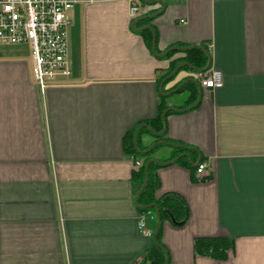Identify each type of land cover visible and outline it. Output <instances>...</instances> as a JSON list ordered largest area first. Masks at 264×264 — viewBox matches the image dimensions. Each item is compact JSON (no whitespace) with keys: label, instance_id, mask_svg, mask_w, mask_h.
<instances>
[{"label":"crops","instance_id":"obj_1","mask_svg":"<svg viewBox=\"0 0 264 264\" xmlns=\"http://www.w3.org/2000/svg\"><path fill=\"white\" fill-rule=\"evenodd\" d=\"M76 1L63 84L41 92L30 46L0 44V264L140 261L153 241L138 228L142 184L132 178L143 157L128 155L123 137L156 117L161 96L160 141L206 165L157 168L156 197L175 195L187 211L183 224L159 225L154 211L146 221L152 233L160 226L169 264H215L195 252L201 236L233 239L226 264H264V0H141L136 19L151 17L153 50L128 0ZM200 44L223 84L193 100L179 87L196 70L179 63L168 74L183 52L165 53ZM156 138L143 131L140 149ZM170 150L157 146L151 159Z\"/></svg>","mask_w":264,"mask_h":264},{"label":"trees","instance_id":"obj_2","mask_svg":"<svg viewBox=\"0 0 264 264\" xmlns=\"http://www.w3.org/2000/svg\"><path fill=\"white\" fill-rule=\"evenodd\" d=\"M151 17H141L135 20L133 27L143 35L146 44L153 50V40L155 39L154 48L156 44L155 31L150 23ZM182 51L183 55L179 61H171L167 70L170 74L177 68L180 63L182 67L190 70L202 69L207 65L209 54L204 44L192 45L190 47H182L176 45L170 47L165 53L166 57L172 56L175 52ZM179 90H185L189 94L190 99H197L200 86L197 81L186 80ZM164 97H160L158 105V113L156 117L142 121L133 131L126 133L123 137V144L126 153L134 159L143 157V161L136 171H133L132 178L140 181L142 184L138 193L136 194V205L140 213L145 211H154L158 218L159 225L165 219H171L176 224H183L187 218V211L184 202L175 195L164 194L156 197V190L159 187V180L157 176V168L172 160L180 162L190 167L191 170L196 171L198 165V153L194 149L182 144L174 142H161L164 137V117L163 113L167 109L164 102ZM143 131H149L157 138L150 143L146 148L154 146L148 151H142L139 147V137ZM169 144L171 147L170 153L165 158L158 161L151 159V155L157 146ZM141 150V151H140ZM202 158L199 159V162ZM197 162V165H194ZM180 217H179V216ZM153 241L150 247L144 252L140 261L135 264H169V257L166 248L162 245L160 239V226L152 233ZM233 248V239L229 237H215V236H201L194 239L195 252L204 256H208L216 260L215 264H226L228 258V251Z\"/></svg>","mask_w":264,"mask_h":264},{"label":"built area","instance_id":"obj_3","mask_svg":"<svg viewBox=\"0 0 264 264\" xmlns=\"http://www.w3.org/2000/svg\"><path fill=\"white\" fill-rule=\"evenodd\" d=\"M131 20L140 14L141 0H128ZM76 0H0V44H28L31 49L32 75L41 92L61 85L72 75L68 59L67 28L71 24L68 12ZM201 89H214L223 84L222 73L210 66L196 70ZM139 163V162H136ZM205 163L199 162L197 173H203ZM151 211L138 215V228L145 234L152 231L147 219Z\"/></svg>","mask_w":264,"mask_h":264},{"label":"water","instance_id":"obj_4","mask_svg":"<svg viewBox=\"0 0 264 264\" xmlns=\"http://www.w3.org/2000/svg\"><path fill=\"white\" fill-rule=\"evenodd\" d=\"M209 66V64L208 65H206V67H208ZM164 114H165V112L163 113V116H164Z\"/></svg>","mask_w":264,"mask_h":264}]
</instances>
